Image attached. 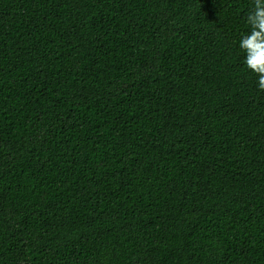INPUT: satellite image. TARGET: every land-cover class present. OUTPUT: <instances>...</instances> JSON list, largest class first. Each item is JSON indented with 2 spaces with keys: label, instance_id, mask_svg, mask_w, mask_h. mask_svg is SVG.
Wrapping results in <instances>:
<instances>
[{
  "label": "trees",
  "instance_id": "trees-1",
  "mask_svg": "<svg viewBox=\"0 0 264 264\" xmlns=\"http://www.w3.org/2000/svg\"><path fill=\"white\" fill-rule=\"evenodd\" d=\"M251 10L0 0V264H264Z\"/></svg>",
  "mask_w": 264,
  "mask_h": 264
},
{
  "label": "clouds",
  "instance_id": "clouds-1",
  "mask_svg": "<svg viewBox=\"0 0 264 264\" xmlns=\"http://www.w3.org/2000/svg\"><path fill=\"white\" fill-rule=\"evenodd\" d=\"M249 32L239 41L245 54L244 65L257 77V88L264 92V0H252V10L246 16Z\"/></svg>",
  "mask_w": 264,
  "mask_h": 264
},
{
  "label": "bare ground",
  "instance_id": "bare-ground-1",
  "mask_svg": "<svg viewBox=\"0 0 264 264\" xmlns=\"http://www.w3.org/2000/svg\"><path fill=\"white\" fill-rule=\"evenodd\" d=\"M174 261V260H173Z\"/></svg>",
  "mask_w": 264,
  "mask_h": 264
}]
</instances>
